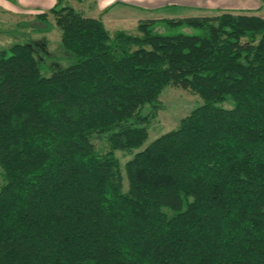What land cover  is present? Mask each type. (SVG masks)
Instances as JSON below:
<instances>
[{
	"label": "trees",
	"instance_id": "trees-1",
	"mask_svg": "<svg viewBox=\"0 0 264 264\" xmlns=\"http://www.w3.org/2000/svg\"><path fill=\"white\" fill-rule=\"evenodd\" d=\"M48 13L68 65L43 74L30 44L0 50V264H264V17L132 33L63 0ZM168 85L202 103L133 152ZM117 150L132 151L126 189Z\"/></svg>",
	"mask_w": 264,
	"mask_h": 264
},
{
	"label": "rangeland",
	"instance_id": "rangeland-1",
	"mask_svg": "<svg viewBox=\"0 0 264 264\" xmlns=\"http://www.w3.org/2000/svg\"><path fill=\"white\" fill-rule=\"evenodd\" d=\"M71 4L75 9L81 10L87 16L101 17L105 26L110 30L122 29L128 32L136 33L137 22L146 18H177L186 16H201L218 14L223 9H212L211 11H201L191 9L190 7H182L168 5L160 9L142 10L137 5L116 4L113 7H103L111 0H105L98 5L97 0H63ZM235 0H228L226 3H233ZM100 6V7H99ZM139 7V8H138ZM232 11V10H229ZM47 12L48 11H44ZM40 12L32 11V13L18 14L16 20L18 23L14 25L0 22V50L7 49L13 43H28L34 48L36 57L42 62L44 68L43 74L50 71L65 67L70 63V53L62 46L60 41V30L54 24L53 16L48 13L47 18L53 24L48 32H35L33 30L34 23L38 26L44 25L43 21L36 20L37 14ZM249 13V12H248ZM4 19L3 16H1ZM43 23V24H42ZM154 27L165 34H173L183 32L187 34H198L200 29L190 27L186 24L168 26L165 23L157 22ZM202 99L198 94L189 89H184L176 85L166 86L159 96V108L155 116L148 124V135L144 144L136 152L144 148L153 139L162 133L175 128L180 119L187 115L193 108L200 105ZM95 146L98 150L106 151L108 143L104 138L97 137L94 139ZM119 159L123 174V188H127V179L124 171L125 162L131 158L132 151L117 150L115 152ZM1 184V177H0Z\"/></svg>",
	"mask_w": 264,
	"mask_h": 264
},
{
	"label": "crops",
	"instance_id": "crops-1",
	"mask_svg": "<svg viewBox=\"0 0 264 264\" xmlns=\"http://www.w3.org/2000/svg\"><path fill=\"white\" fill-rule=\"evenodd\" d=\"M105 0H97L98 5ZM228 0H111L103 7H113L116 4L137 5L139 9H160L168 5L190 7L195 10L223 9L233 12H249L264 17V0H235L227 5ZM56 3V0H0V22L14 25L18 23V14H28L32 11H48ZM100 7V6H99ZM4 17V19L1 18ZM2 29L0 28V31Z\"/></svg>",
	"mask_w": 264,
	"mask_h": 264
}]
</instances>
